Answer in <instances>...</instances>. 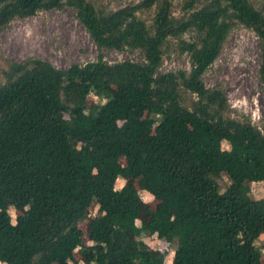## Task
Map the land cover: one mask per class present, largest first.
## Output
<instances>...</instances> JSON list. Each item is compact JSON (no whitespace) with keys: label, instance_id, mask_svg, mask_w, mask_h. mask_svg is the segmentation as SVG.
<instances>
[{"label":"trees","instance_id":"16d2710c","mask_svg":"<svg viewBox=\"0 0 264 264\" xmlns=\"http://www.w3.org/2000/svg\"><path fill=\"white\" fill-rule=\"evenodd\" d=\"M182 1L176 19L173 0L109 13L88 0H0V30L68 7L98 50L143 58L109 64L98 56L67 69L30 58L4 72L0 264H165L167 253L143 234L176 240L172 264H262L264 199L248 184L264 182V130L228 117L224 91L202 77L237 23L260 43L264 88V13L249 0ZM152 9L153 32L138 17ZM171 39L190 71L160 72ZM92 95L98 102L89 105ZM140 192L156 204L138 226ZM92 206L99 215L84 242L80 225Z\"/></svg>","mask_w":264,"mask_h":264},{"label":"rangeland","instance_id":"374dc122","mask_svg":"<svg viewBox=\"0 0 264 264\" xmlns=\"http://www.w3.org/2000/svg\"><path fill=\"white\" fill-rule=\"evenodd\" d=\"M98 11L109 13L128 5H134L142 0H88ZM210 0H199V6ZM254 8L264 13V0H249ZM182 0H173L172 15L178 19L183 16ZM155 9L140 13L149 30L153 32V17ZM194 33L188 32L183 38L192 40ZM161 73L176 70L190 71V59L187 54H180L175 40H169L163 48ZM98 56L109 63H119L125 60L143 62L139 51L116 52L113 50H98L84 28L74 17L73 11L65 7L61 10L40 12L34 17L12 21L0 30V86L6 81L4 72L8 71L14 62L26 59H40L49 62L57 69H67L72 65H84L95 61ZM261 63V47L255 34L239 24H234L221 49L220 55L203 75L202 79L207 88H221L228 101L227 116L238 120H247L253 126L264 130V88L259 81V66ZM115 89H112L114 91ZM117 90H121L120 88ZM98 99L89 97L88 104H94ZM131 179H119L116 188H121ZM222 191L229 184L227 177L219 179ZM254 199H264V182L248 184ZM141 198V214L137 225L148 220L144 209L152 210L156 200L146 192L139 193ZM14 222L17 212L9 211ZM97 208L92 206L80 228L84 242L89 240L88 226L92 219L98 216ZM149 248L166 252L165 264H172L176 240L168 244L155 236L143 234L140 238ZM264 264V235L257 241Z\"/></svg>","mask_w":264,"mask_h":264}]
</instances>
